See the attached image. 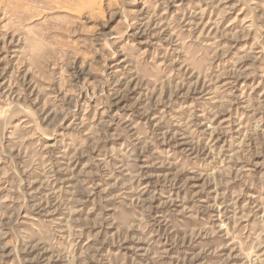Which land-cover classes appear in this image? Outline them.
<instances>
[{
  "label": "rangeland",
  "instance_id": "1",
  "mask_svg": "<svg viewBox=\"0 0 264 264\" xmlns=\"http://www.w3.org/2000/svg\"><path fill=\"white\" fill-rule=\"evenodd\" d=\"M0 264H264V0H0Z\"/></svg>",
  "mask_w": 264,
  "mask_h": 264
}]
</instances>
